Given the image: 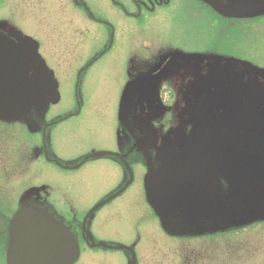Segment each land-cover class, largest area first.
I'll use <instances>...</instances> for the list:
<instances>
[{
    "label": "flooded vegetation",
    "instance_id": "1",
    "mask_svg": "<svg viewBox=\"0 0 264 264\" xmlns=\"http://www.w3.org/2000/svg\"><path fill=\"white\" fill-rule=\"evenodd\" d=\"M61 1L0 0V33L19 46L22 37L37 42L59 94L52 103L40 89L43 66L28 56L33 112L0 119V264H29L26 245L36 239L50 240L56 255L67 244L71 264L87 250L119 248L121 241L93 237L100 213L119 202L151 228L165 224L181 234L201 225L220 242L247 239L253 261L264 264V188L249 168L232 173L224 159L236 145L221 146L228 132L264 136L257 113L264 110V0H106L104 9L100 0H67L74 15L106 32L103 48L72 68L51 64L45 42L17 27L62 26ZM119 19L132 23L135 42L117 52ZM115 52L123 86L113 143L79 145L80 86ZM70 85L73 101L64 102L62 89ZM97 162L115 168V184L83 204L80 172ZM111 214L121 215L117 208ZM21 216L46 228H23L29 233L21 235Z\"/></svg>",
    "mask_w": 264,
    "mask_h": 264
},
{
    "label": "rangeland",
    "instance_id": "2",
    "mask_svg": "<svg viewBox=\"0 0 264 264\" xmlns=\"http://www.w3.org/2000/svg\"><path fill=\"white\" fill-rule=\"evenodd\" d=\"M61 2L62 26L54 24L17 27L24 32L28 30L27 33L45 42L51 64L60 63L63 67L72 68L79 61L86 62L94 49L103 48L101 32L103 34L106 32L103 26L90 25L79 19L78 15H74L67 0ZM105 3L106 0H100L102 9L107 6ZM119 21L115 46L117 52L122 51L125 45L135 42L132 23L123 19ZM9 27L6 26L11 32V26ZM117 52L112 53L110 59L99 62L87 74L85 82L80 86L81 97L85 103V115L84 125L78 136L79 145L104 148L113 143L112 136L116 127L123 86L119 67L120 53ZM58 70L61 74V69ZM185 72H195V69ZM177 74L182 75L181 72ZM66 80L74 82L71 78ZM62 93L64 102L73 101L74 86L64 87ZM115 174V168L106 162L88 164L80 172L79 192L82 203H95L99 195L107 192L115 184ZM116 208L121 215L111 214ZM141 221L139 213L129 208L125 202H119L116 206L112 205L105 209L96 221L93 237L99 242L121 241L122 243L115 245L120 246L115 250L107 248L99 251L87 250L80 264H129L132 253H135L132 260V263L136 261L135 264H261L258 260L253 261L252 244L247 239L242 238L238 243L233 238L220 242L212 236L213 234L208 233V228L200 227L201 225L186 230L181 229V234H175L165 224V229L162 230L154 226L151 228V225L148 226L144 220ZM187 240L190 242H185ZM186 244L190 246L187 249H191V252L186 251Z\"/></svg>",
    "mask_w": 264,
    "mask_h": 264
},
{
    "label": "water",
    "instance_id": "3",
    "mask_svg": "<svg viewBox=\"0 0 264 264\" xmlns=\"http://www.w3.org/2000/svg\"><path fill=\"white\" fill-rule=\"evenodd\" d=\"M20 46L15 45L13 41L0 33V119L21 118L33 112V97L35 94V85L27 69L26 59L31 56L39 61L43 66V79L40 89L47 93L52 103H57L59 94L57 82L53 72L47 71L45 64L41 61L38 53V44L30 37L19 39ZM46 87V88H45ZM260 116V114H259ZM235 133V132H234ZM228 132L221 137V146L228 147L236 145V161L245 162L252 171L253 179L264 188V136H250L243 133ZM236 161L229 163V169L232 173L237 171ZM18 233L25 235L29 231L23 228H46L42 223L35 219L21 216L18 222ZM19 242H16L18 246ZM38 246L41 255L32 256L29 264H57L51 262L56 258L62 259L60 264H71L66 254L67 244H63L65 254H50L48 248L51 246L50 240L36 239L32 244ZM62 246V245H61ZM30 256V257H31Z\"/></svg>",
    "mask_w": 264,
    "mask_h": 264
},
{
    "label": "bare ground",
    "instance_id": "4",
    "mask_svg": "<svg viewBox=\"0 0 264 264\" xmlns=\"http://www.w3.org/2000/svg\"><path fill=\"white\" fill-rule=\"evenodd\" d=\"M48 71V70H47ZM52 72V71H51ZM257 113L258 114H260L261 115V117H264V110L262 109V110H260V111H257ZM232 133H234V132H232ZM236 133H240V132H236ZM235 134V133H234ZM250 136H256V137H259V135H252V134H250ZM237 154H236V152L232 155V157H231V159L229 160V159H227L228 158V156H225V161L228 163V165H229V163H231L232 161H236V158H237ZM247 164L245 163V162H239L238 163V161H236V165H235V168H236V170L237 171H242L243 169H246L247 168ZM34 243V241H30L29 242V244H27L26 246H27V249H31L32 250V253H34V255H41V253H42V251H41V249L38 247V246H33L32 244ZM48 250H52L53 251V249L52 248H48Z\"/></svg>",
    "mask_w": 264,
    "mask_h": 264
}]
</instances>
